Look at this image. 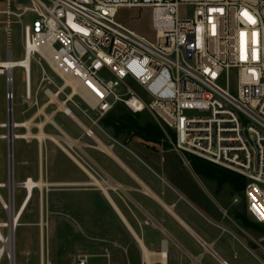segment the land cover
Wrapping results in <instances>:
<instances>
[{"label":"built area","instance_id":"built-area-1","mask_svg":"<svg viewBox=\"0 0 264 264\" xmlns=\"http://www.w3.org/2000/svg\"><path fill=\"white\" fill-rule=\"evenodd\" d=\"M1 4L0 34L9 40L12 26L19 25L24 58H30L28 67L21 65L8 50L5 61L11 67L0 74L7 83V120L0 123L6 131L0 139L8 145L9 178L0 182V190L7 191L6 199L0 192V206L7 215L5 202L10 203L13 194L15 215L16 188L25 190L23 207L30 198L27 185L34 180L15 179L14 143L25 139L10 138V127L12 135L26 129L15 127L14 70H23V102L39 108L40 93L49 97L58 88L44 62L64 81H73L76 95L66 104L72 101L91 122L84 130L87 137L97 136L95 127L103 130L99 121L118 105L134 114L148 113L181 157L193 155L243 175L247 213L264 224V0H0ZM122 8L150 10L155 40L117 22ZM245 11L254 24L242 15ZM32 60L41 69L35 87ZM75 97L88 109L75 103ZM11 179L17 183L13 190ZM77 264H89L88 257L80 256Z\"/></svg>","mask_w":264,"mask_h":264},{"label":"rangeland","instance_id":"rangeland-1","mask_svg":"<svg viewBox=\"0 0 264 264\" xmlns=\"http://www.w3.org/2000/svg\"><path fill=\"white\" fill-rule=\"evenodd\" d=\"M3 7L4 5L1 4L0 8ZM181 15H185L183 11H181ZM27 18L29 20L32 19L30 15H28ZM116 20L125 27L133 31L135 30L140 34L149 37L151 40H155V33L152 30L151 25L150 10L122 8L120 9ZM8 50L13 52V59L15 61L21 60L23 62V60H25L21 29L17 24L12 26L11 38L9 40L4 34H0L1 61H5L7 59ZM43 64L58 84V88H54L52 92L54 94L59 93L57 96L59 101L67 102L72 93L71 88L68 87L65 90L62 89L65 81L51 72L44 62ZM14 78V91L16 94L15 119L17 122L32 120L34 124V127H32L33 133L38 132L35 125L45 120V114H49L52 115L53 124L56 123L55 125L57 127L48 122L45 126V132L50 135L62 137L63 130L66 136L69 137L70 144L73 142L77 145L90 144L95 146L96 142H104L106 145H114L116 153H118L119 149L127 146L129 149L134 151L137 156L143 159L145 152L148 151L147 153L151 158L154 157L158 159L159 162L165 161L166 166L172 170L173 176L176 177L175 179L171 178V181L177 184L178 190L186 198H188L194 206L202 211L207 210L210 212L213 210L219 211V205L228 211V215L232 220L242 225L233 214V209L237 208L241 212H244L248 220L253 223V220L245 211V208H243L246 204L243 192L236 193L229 184L220 185L215 180L196 174L188 161V155L181 157L178 153L172 150L168 140H166V142L169 143V146L165 145V141H162L161 144L152 145L145 143L139 137H117L115 136L113 129L106 128L102 124V120L99 121V124L105 132L98 127L94 128L98 134L95 138L100 140L94 138L88 139L87 136H84V130L85 127L91 125V122L81 114L80 110L75 107L72 101H69L67 106L72 109L74 114L77 116L79 123L72 120L64 113L57 111L58 104H48L51 100L44 94V92L40 93L39 108H31L29 103H25L22 100V95L24 94L23 70L16 68L14 70ZM40 78L41 69L36 61L32 60L31 80L33 87L38 84ZM6 91L7 83L5 81V76L0 75V123L7 120V101L5 98ZM73 101L82 108L88 109V106L79 97H75ZM45 106H47L44 109L45 113L40 112L41 115H38L39 109H42ZM24 111H26L25 114H23ZM147 117V115H143V117H141V122H145ZM5 132V130L0 129V134H4ZM17 132L23 133L24 130H17ZM41 147L42 160L40 157ZM66 148H68L75 155L83 166H87V163L94 165L92 159L86 156L82 150L76 146L72 149L67 146ZM90 152L91 156L95 158H99L101 156L96 150L90 149ZM14 154V173L17 182L23 181L28 176L34 178V180H38L40 178V172H42L43 180L49 184V186H46L42 191V214L45 242L43 255L45 264H77V260L80 256H87L89 264H145L143 252L139 248L138 243L134 240L131 233L112 231L107 233L109 234V239L106 240L104 239L106 238V233L97 231L88 233L80 230L78 227L76 228V226L73 225L72 218L68 216L67 211V201L69 195H71L69 189L72 187L66 185L69 182L68 176L72 175L73 164L67 153L61 150L50 140H45L41 146L37 139H31L30 142L25 140H16L14 143ZM147 161L152 162L150 159ZM8 169V145L5 140L0 139V182H6L8 180ZM233 173L244 177L239 173ZM57 178L59 179V182L63 183L62 185H52L56 182ZM56 189H60V191ZM0 192L6 199L7 191L2 189ZM24 196L25 190L19 187L16 188V207H19ZM54 197H58L60 201V212L58 215L54 213V209L57 208V206H53ZM235 199H238L239 201L235 203ZM123 207L134 221V216L130 209L125 204ZM94 209V212L97 214L103 212V208L97 204ZM40 212L41 193L39 190H35L33 199L21 219V223L23 225L19 226L16 230L15 264H41ZM53 219H55V224L53 223ZM7 220V213L0 206V221ZM245 229L253 239L257 241L261 240V243L264 245V234H258L250 229ZM2 232L5 235L8 234V228H2ZM140 236L141 238H144L146 247L151 251L161 250L162 241L167 240L169 242L167 245L168 251L170 252L168 264H175V254L177 251L175 246L176 241L173 239L169 241L167 237L165 238L156 230L140 233ZM0 264H10V261L4 256L0 259Z\"/></svg>","mask_w":264,"mask_h":264},{"label":"crops","instance_id":"crops-1","mask_svg":"<svg viewBox=\"0 0 264 264\" xmlns=\"http://www.w3.org/2000/svg\"><path fill=\"white\" fill-rule=\"evenodd\" d=\"M63 133L60 138H63ZM70 145V149L76 146L94 162V165L87 163L83 168L71 159L73 172L68 176L66 185L72 187L69 189L72 197L69 195L67 211L76 228L88 233H106V240L109 239L107 233L112 231H130L103 190L93 184V180L98 179L106 186L112 200L140 238V233L156 230L169 241H176L175 264H264L263 243L253 239L242 225L232 220L225 208L218 205L219 211L204 212L194 206L178 190L177 184L171 181V178L176 177L165 161L151 158L148 151L145 152L144 160L127 146L119 149L118 153L112 146L119 161L90 144L77 145L72 142ZM90 149L98 151L101 156H91ZM40 179L43 180L42 172ZM62 184L57 178L52 185ZM123 202L132 212L134 221L124 209ZM96 204L103 208L104 213L94 212ZM53 206H57L54 213L58 215V197H54ZM166 207H171L183 223ZM134 240L137 242L135 237ZM163 242L169 243L163 240L162 247Z\"/></svg>","mask_w":264,"mask_h":264},{"label":"bare ground","instance_id":"bare-ground-1","mask_svg":"<svg viewBox=\"0 0 264 264\" xmlns=\"http://www.w3.org/2000/svg\"><path fill=\"white\" fill-rule=\"evenodd\" d=\"M29 57L26 60H23V62L21 60H18L19 64L21 65H25V66H29ZM10 63L11 62H7V61H1L0 60V74L2 72H6V69L10 70ZM65 79V84L62 87V89H66V88H71L74 86L73 81L71 79L68 78H64ZM72 95L70 96L71 98H73L76 95V89L72 90ZM61 93V91H60ZM50 102L48 104H58V110L62 113H64L65 115H67L68 117H70L72 120L76 121L79 123V120L77 118V116L74 114L73 111H71V109L67 106L66 102H61L57 99V95L56 94H50ZM47 106H45L44 108H40L39 109V114L41 115V113H45L44 109ZM41 112V113H40ZM46 118L44 121H42L41 123L35 125V127L38 129L37 133H33L32 131V127H34L33 125V121H24V122H15L16 126L15 127H19V128H25V132L24 133H14L12 135V128L10 127V138H15L14 135H16V138L19 139H25V141L30 142L31 139H37L39 140V142L41 143V146L43 145L45 140H50L52 141L56 146H58L60 149H62L65 153L68 154V156H70V158L75 161L78 165H80L81 167L85 168L80 161L75 157V155L68 149L66 148L71 146L70 145V140L67 136H65V134L63 133V138H60L58 136L55 135H50L47 134L45 132V126L48 122H50L51 124H53L52 121V115L49 114H45ZM81 123V122H80ZM56 124V123H55ZM55 124H53L55 127H57ZM8 127V124H7ZM57 129V128H56ZM61 132V131H60ZM63 132V130H62ZM94 139H98V138H94ZM100 140V139H98ZM96 149H98L99 151L107 154L110 157L115 158L116 160H119L118 157L116 156V154L112 151V147H110V145H106L104 142H96L95 146ZM11 154H12V147H11ZM44 156V155H43ZM41 157H42V148H41ZM120 161V160H119ZM42 164V163H41ZM89 172V171H88ZM93 184L95 186H97L99 189L103 190L104 194L108 197L109 202H111V204L113 205V207L116 209V211L119 213V215L121 216V218L125 221V223L127 224L128 228H129V232H131V234L133 235V237H135V239L137 240L142 252H143V257H144V261L145 264H168V260H169V253L167 250V243L163 242V247L161 250L159 251H151L149 250L145 243L143 242V240L137 235V233L134 231V229L131 227V225L127 222L126 218L124 217V215L122 214V212L120 211V209L118 208L117 204L112 200L111 196L109 195L106 186L98 179H94L93 180ZM10 186V188L13 190L17 187V183L13 181V179L10 180V183L8 184ZM49 186L48 183H46L44 180H41L40 178L37 181H32L27 185V189L29 192V200L28 202L22 207L23 202L20 204L19 208L17 209V211L15 212V215H13L14 213V197L11 195V200L10 203H6L7 208H8V217L10 218V220L7 221H0V259L2 257H7L9 259V261L11 262V264H15V253H16V247H15V234H16V230L19 226H22L23 224L21 223V219L23 217V215L25 214L29 204L31 203L33 196H34V192L35 189L39 190L40 192L43 190L44 187ZM42 197V196H41ZM42 198H41V212H40V238H41V264H45V259H44V255H43V251H44V222H43V214H42ZM167 205V204H166ZM167 209H169L171 211V213L181 222L182 220L174 213L173 209L171 207H166ZM8 218V219H9ZM2 228H8V234H3L2 232ZM15 228V229H14Z\"/></svg>","mask_w":264,"mask_h":264},{"label":"trees","instance_id":"trees-1","mask_svg":"<svg viewBox=\"0 0 264 264\" xmlns=\"http://www.w3.org/2000/svg\"><path fill=\"white\" fill-rule=\"evenodd\" d=\"M143 115H147L148 117L145 122L142 123L141 117H143ZM102 124L106 128L113 129L117 137H139L145 143L152 145L161 144L162 141L166 142L164 131L150 114H134L122 105H118L115 110L104 117L102 119ZM170 133L172 134L171 131ZM168 144L169 143L166 142L165 145ZM188 161L196 174L215 180L220 185L229 184L236 193L244 191L246 186V179L244 177L193 155L188 154ZM243 208H245L247 212L246 204ZM233 214L243 227L258 234H264V224H259L254 221L251 223L246 214L237 208L233 209Z\"/></svg>","mask_w":264,"mask_h":264},{"label":"snow or ice","instance_id":"snow-or-ice-1","mask_svg":"<svg viewBox=\"0 0 264 264\" xmlns=\"http://www.w3.org/2000/svg\"><path fill=\"white\" fill-rule=\"evenodd\" d=\"M242 15H244L245 17H246V19H248L249 20V22H251V23H255V20L245 11L244 13H242ZM242 35V37L245 35L244 33H242L241 34ZM255 35V34H254Z\"/></svg>","mask_w":264,"mask_h":264},{"label":"water","instance_id":"water-1","mask_svg":"<svg viewBox=\"0 0 264 264\" xmlns=\"http://www.w3.org/2000/svg\"><path fill=\"white\" fill-rule=\"evenodd\" d=\"M15 229V228H14ZM10 264H11V262H10Z\"/></svg>","mask_w":264,"mask_h":264}]
</instances>
